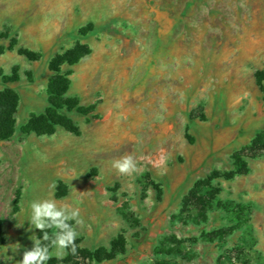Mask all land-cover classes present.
<instances>
[{"label": "rangeland", "instance_id": "1", "mask_svg": "<svg viewBox=\"0 0 264 264\" xmlns=\"http://www.w3.org/2000/svg\"><path fill=\"white\" fill-rule=\"evenodd\" d=\"M77 44L91 54L63 68L69 96L95 116L67 114L77 136L24 134L48 107L50 60ZM0 51V91L18 96L0 141V264L34 246L30 205L45 199L79 208L80 249L123 239L100 264H264V152L243 154L264 144V0H0ZM125 155L131 175L112 167ZM192 189L198 208L183 205Z\"/></svg>", "mask_w": 264, "mask_h": 264}, {"label": "trees", "instance_id": "2", "mask_svg": "<svg viewBox=\"0 0 264 264\" xmlns=\"http://www.w3.org/2000/svg\"><path fill=\"white\" fill-rule=\"evenodd\" d=\"M9 50H12V47H9ZM18 54L32 62L39 60L38 55L28 51H18ZM90 54L91 50L88 46L77 44L63 54L55 55L50 60L48 70L51 73V76L47 85L48 107L43 113L30 116L29 120L23 127L24 134L34 133L37 136H51L55 133L56 129L61 128L64 131L77 136L80 133L79 129L67 114L77 113L81 116H95V106L84 107L80 104L77 98L69 96L71 86L70 76L72 73H65L63 71L64 67L72 68L80 61L87 58ZM17 72L18 70L15 68L10 78L2 77V80L4 82H18L19 78ZM257 86L262 90L260 83H257ZM17 106L18 96L15 91L9 88L0 91V141H8L15 134L14 116L16 114ZM262 140L263 135L261 133L257 135V139L251 143V147L243 151V154L245 152V156L247 157L263 153L264 144ZM249 152H254V154L250 155ZM238 156L236 155V158H238ZM194 189H192L184 198V206H195V208H198L203 204V202L197 198V193ZM70 223L73 224L71 221ZM52 230L58 231L55 228L45 229L50 239L53 237L50 234ZM39 238L41 240L43 239V233L41 231L39 232ZM49 243L50 241H42V244ZM75 243L77 245V252L73 255L70 249L66 250L68 255L67 260L84 261L90 259L91 262L100 264L102 262L114 260L117 255L125 253V242L120 237L111 242L109 250L99 248L95 251H88L80 249L79 240L76 239ZM51 250L52 248H50V251ZM61 263L62 262L54 258H51L46 262V264Z\"/></svg>", "mask_w": 264, "mask_h": 264}, {"label": "clouds", "instance_id": "3", "mask_svg": "<svg viewBox=\"0 0 264 264\" xmlns=\"http://www.w3.org/2000/svg\"><path fill=\"white\" fill-rule=\"evenodd\" d=\"M112 167L121 175H131L138 171L137 163L132 155H125L120 159L113 161ZM31 216L29 223L32 228L38 229L43 233V239L35 235L30 239L33 247L23 252L22 260L18 264H46L52 258L50 248H56L58 252L70 249L72 254L77 252L75 243L78 238L77 226H83V220L80 218L79 208L72 207L69 204L58 206L54 199H45L42 201H33L30 205ZM74 221L76 226L70 223ZM55 228L56 231L50 239L45 229ZM31 230V229H30ZM42 241H50L49 244H42ZM12 251L15 253L20 245H12ZM13 257H9V260Z\"/></svg>", "mask_w": 264, "mask_h": 264}]
</instances>
